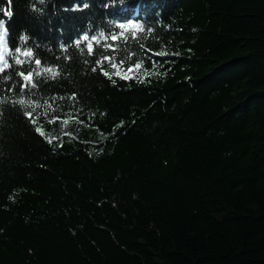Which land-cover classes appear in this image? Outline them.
Listing matches in <instances>:
<instances>
[{"label":"trees","instance_id":"16d2710c","mask_svg":"<svg viewBox=\"0 0 264 264\" xmlns=\"http://www.w3.org/2000/svg\"><path fill=\"white\" fill-rule=\"evenodd\" d=\"M0 21V264H264V0Z\"/></svg>","mask_w":264,"mask_h":264},{"label":"snow or ice","instance_id":"6c2138e0","mask_svg":"<svg viewBox=\"0 0 264 264\" xmlns=\"http://www.w3.org/2000/svg\"><path fill=\"white\" fill-rule=\"evenodd\" d=\"M121 2H123V0H121ZM83 7H84V8H87L88 5H87V4H84ZM2 23H3V22L0 21V24H2ZM119 27H120V28H124L125 25L121 24V25H119ZM20 39H26V37L21 36ZM158 55L163 56V55H166V54H165V53H159ZM163 62H164L163 60L158 61V63H163ZM36 63L39 64L40 61L37 60ZM112 67L115 68L116 65L113 64ZM140 68H141V65H140V64H136V65H135V69H133V68L130 67V68L127 69V71H128V73H132V72H134L135 70H138V69H140ZM105 75H107V73H105ZM123 78H124V79H131L132 77L126 75V76L123 77Z\"/></svg>","mask_w":264,"mask_h":264},{"label":"rangeland","instance_id":"374dc122","mask_svg":"<svg viewBox=\"0 0 264 264\" xmlns=\"http://www.w3.org/2000/svg\"><path fill=\"white\" fill-rule=\"evenodd\" d=\"M0 36H1L3 39H5V38H6V31H5V30L1 31Z\"/></svg>","mask_w":264,"mask_h":264}]
</instances>
